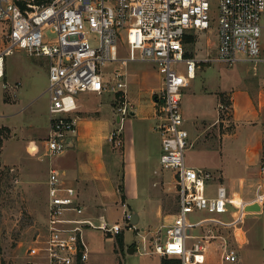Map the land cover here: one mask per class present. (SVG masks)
<instances>
[{"label":"built area","instance_id":"obj_1","mask_svg":"<svg viewBox=\"0 0 264 264\" xmlns=\"http://www.w3.org/2000/svg\"><path fill=\"white\" fill-rule=\"evenodd\" d=\"M216 8V53L200 59L185 57L184 39L213 28L211 0H0L3 90L12 91L15 97L21 86L6 80V57L14 50L48 60L49 128L41 160L60 156L71 147L77 134L76 97L80 93L113 94L123 120L131 108L123 68L148 63L160 73L162 87L154 94L155 131L161 139L159 164L174 173L178 206L169 224L142 239L140 253L176 258L181 264H194L195 254L212 252L219 258L209 264H238L239 250L248 242L243 225L250 212L245 207L258 204L261 211L264 208V155L252 198H240L239 203L223 183L210 196L208 186L215 176L185 164L189 136L181 101L201 64L242 63L254 74L264 64V0H216ZM180 64L185 65L186 74L180 71ZM107 66L113 67L110 72H105ZM108 141L117 147L122 144L117 132ZM47 195L46 234L27 248L28 264H87L85 228L111 235L134 228L126 210L121 223L110 224L104 216L98 217V224L82 218L76 190L65 185L53 168L48 174ZM195 213L210 216L193 221L190 215ZM214 230L223 233L214 234ZM149 241L151 251L145 249Z\"/></svg>","mask_w":264,"mask_h":264},{"label":"crops","instance_id":"obj_2","mask_svg":"<svg viewBox=\"0 0 264 264\" xmlns=\"http://www.w3.org/2000/svg\"><path fill=\"white\" fill-rule=\"evenodd\" d=\"M142 64L150 65L159 79H146L145 73L142 79H136L142 88L132 102L127 95L131 108L123 120L119 118L117 103L111 93L99 95L84 92L76 97L78 109L75 115L79 118L77 134L71 140V147L57 156L54 164L48 160V174L51 168L56 169L65 185L76 190L77 204L83 209L82 218L98 224V217L104 216L108 223L114 224L119 222H111L115 211H121L120 220L125 210L131 216L136 213V225L143 216L151 230L146 231L144 226L139 230L133 225L134 234L144 232L145 236L143 233L141 235L146 238L151 231L155 232L172 221L174 214L166 215L169 206L167 195L172 194L173 190L177 194V190L176 184L170 186V182L166 181L164 169L159 164L161 139L155 131L157 105L154 94L162 87V77L153 65ZM193 80L184 89L181 101L184 127L189 136L188 151L203 154H213L211 152L215 151L222 159L218 166H190L210 169L217 184L223 183L231 194L240 193L250 198L254 189L249 192L247 188L257 183L264 155V79L254 82L252 86L232 90L216 86L210 90L204 88L198 93L195 92ZM221 95L229 97L230 101L228 117L225 118L217 116L221 114L219 108L226 107L219 102ZM209 97L217 99L211 113L203 106L204 100ZM48 128L49 119L46 137ZM113 132H117L121 139L119 147L108 141ZM223 160L232 166L239 165V176L231 172L234 171L231 170L232 166L229 169L224 167ZM47 179L43 181L46 186ZM173 180L175 183L174 173ZM236 185L239 190L232 192L230 189ZM45 190L47 195V187ZM164 196L167 197V203ZM263 215L264 208L258 216ZM68 216L80 218L74 214ZM155 220L159 226L153 228ZM123 232L111 235L85 228L83 239L88 249L87 264H92L89 260L93 255L105 252V241L113 242L112 249L115 252L117 244L114 236L122 235L124 249L128 250L130 246ZM98 237L102 242L97 241Z\"/></svg>","mask_w":264,"mask_h":264},{"label":"rangeland","instance_id":"obj_3","mask_svg":"<svg viewBox=\"0 0 264 264\" xmlns=\"http://www.w3.org/2000/svg\"><path fill=\"white\" fill-rule=\"evenodd\" d=\"M211 2L210 15L213 28L208 32L192 33L191 43H184V50L190 57L203 59L214 57L216 53L215 21L217 20V8L216 0H211ZM261 20L262 25H264V15ZM112 68V66H107L105 72H110ZM185 68L184 64L179 65L183 74H186ZM5 69L7 82L10 84L19 82L21 86L16 90V96L13 97V92L4 91L0 82V264H28L30 258L26 255L27 248L38 236H45L46 234L48 197L45 190L47 186L43 181L48 178L49 161L52 160L54 164L56 159V157L46 160L40 159L44 150L49 119V100L45 93L48 60L43 57L28 56L24 50L16 49L6 57ZM123 69L127 72V93L129 92L131 102L134 101L135 96L142 88L139 86L140 84H137L136 79H142L144 73L146 79H159L155 71L147 64L131 63ZM260 79H264V64L259 65L256 74H254L246 64L228 66L224 63L209 62L201 64L200 70L196 71L193 86L196 93L203 91L204 88L210 90L216 86L225 90H232L246 85L252 86L254 82ZM204 101L205 110L211 113L212 109L216 107L217 99L209 97ZM219 102L226 107L223 110L219 108L221 114L217 116L228 117L229 97L221 95ZM211 153L213 154L187 150L184 154L185 164L186 166L194 164L203 166L202 164H204L206 168L220 165L222 158L217 156L215 151ZM223 161L224 167L227 169L232 166L229 162ZM232 169L234 171L231 172L239 176V165H233ZM206 170L213 174L210 169ZM164 173L166 181L170 182V186L174 185L173 172L164 170ZM216 186L215 181L209 182L208 192L210 196L215 195ZM247 189L250 192L254 186ZM230 190L236 192L239 189L236 185ZM237 196L238 203L240 198L244 201L252 198L240 193ZM167 197L169 198V206L166 215L172 216L178 206L176 191L173 190L172 194L167 195ZM167 197L164 196L165 203H167ZM120 215L121 211H115L111 217V222L119 221L121 223ZM258 215L259 212H250L245 220L243 230L248 242L239 250L238 264H264V215ZM208 216L210 215L206 213H195L190 215V219L197 221ZM170 218L168 217V219ZM145 223L142 216L140 223L135 226L136 229L140 230L144 226L146 231L151 230ZM152 224H154L153 228L159 226L156 220ZM196 232L200 233L199 231ZM142 233L145 234L141 232L139 235H135L133 229H126L123 232L127 244L135 249L133 254H128L127 249L122 251L116 249L114 252L112 249L113 242L105 241V252L93 255L89 263L161 264L163 259H176L164 258L156 254L142 255L140 253L144 247ZM151 233L153 231L147 235L146 239L151 237ZM222 233V231L214 230V234ZM116 237L114 236L115 239ZM97 241L102 242L99 237ZM145 249L151 251L150 241L145 243ZM218 258L217 252H212L208 256L195 254L194 264H209L218 261Z\"/></svg>","mask_w":264,"mask_h":264},{"label":"trees","instance_id":"obj_4","mask_svg":"<svg viewBox=\"0 0 264 264\" xmlns=\"http://www.w3.org/2000/svg\"><path fill=\"white\" fill-rule=\"evenodd\" d=\"M192 37H185L184 39V43L185 44H188V43H191L192 41ZM187 53L185 51V57H187ZM121 193H123V190L122 188L120 189ZM116 244H117V250H120L122 251L124 249V238L122 235H118L116 237ZM161 264H181L180 261L178 259H163L161 260Z\"/></svg>","mask_w":264,"mask_h":264},{"label":"water","instance_id":"obj_5","mask_svg":"<svg viewBox=\"0 0 264 264\" xmlns=\"http://www.w3.org/2000/svg\"><path fill=\"white\" fill-rule=\"evenodd\" d=\"M245 211H247V212H261V208L258 204H253V205H249V206L245 207ZM137 223H138V216L136 213H132L131 224L136 225ZM127 253L133 254L134 253L133 247H130L127 250Z\"/></svg>","mask_w":264,"mask_h":264},{"label":"bare ground","instance_id":"obj_6","mask_svg":"<svg viewBox=\"0 0 264 264\" xmlns=\"http://www.w3.org/2000/svg\"><path fill=\"white\" fill-rule=\"evenodd\" d=\"M235 202L238 203V196L235 194Z\"/></svg>","mask_w":264,"mask_h":264}]
</instances>
